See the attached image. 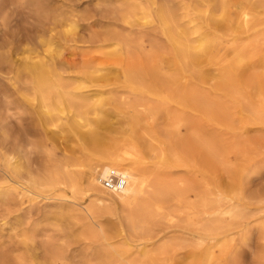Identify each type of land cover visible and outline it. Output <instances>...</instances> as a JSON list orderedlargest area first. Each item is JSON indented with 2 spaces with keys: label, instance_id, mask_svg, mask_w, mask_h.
<instances>
[{
  "label": "bare ground",
  "instance_id": "6f19581e",
  "mask_svg": "<svg viewBox=\"0 0 264 264\" xmlns=\"http://www.w3.org/2000/svg\"><path fill=\"white\" fill-rule=\"evenodd\" d=\"M203 1L206 10L179 4L183 12L178 14L172 0L154 8L142 0H125L123 21L134 28L145 24L152 28L157 21L171 45L166 60L162 54L144 74L124 65L123 55L132 42L117 34L98 42L112 49L104 53L106 62L97 63L86 54L80 55L86 58L83 61L66 59L57 50L60 46L46 54L18 49L10 59L0 55V73L2 64L10 63L15 79L26 84L36 126L46 136V157L35 166L25 145H10L9 133L0 122L4 141H0V198L9 207L42 201L54 206L48 216L65 239L61 245L39 246L34 232L19 229L21 215H11L5 224L15 232L8 238L18 240L8 252L17 256L0 264H76L65 244L77 235H88L95 243L101 239L86 264H227L238 238L246 240L253 231L264 248V198L251 199L240 184L251 158L238 151L230 160L229 148H217L215 130L232 128L220 121L228 103L220 104L213 90L193 88L194 77L187 74L203 63L217 66L215 87L233 97L231 108L244 120L250 97L264 99V0ZM144 43L141 39L137 44ZM163 60L169 65L166 75ZM250 72L255 77L246 78ZM203 81L205 86L209 82ZM113 83L127 89L135 101L122 106L118 88L105 89ZM261 107L254 106L257 117L249 115L245 126L264 125ZM161 115L168 122L163 130L154 123ZM91 116L96 117L94 123ZM114 117L126 126L115 127ZM63 133L73 134L96 154L86 157L91 149L84 147V158L77 162H55L49 147ZM253 150L248 149V154L261 151ZM111 170L126 179L120 191L101 185ZM81 197L88 204L83 206ZM98 214L111 219L104 222Z\"/></svg>",
  "mask_w": 264,
  "mask_h": 264
},
{
  "label": "rangeland",
  "instance_id": "374dc122",
  "mask_svg": "<svg viewBox=\"0 0 264 264\" xmlns=\"http://www.w3.org/2000/svg\"><path fill=\"white\" fill-rule=\"evenodd\" d=\"M142 1L145 3V6L150 8H154L155 5H160L163 3V0ZM172 1L173 5H175L174 10H176L178 14H181L183 12L179 4L185 5L186 7H188V9L191 10L195 8L200 10L207 9V4L203 0ZM230 1L232 2V0ZM124 3L125 0H0V55L3 58L10 59V57L12 58V56L14 55V51L18 49L37 50L41 54H46V50L57 49L60 46L57 50L61 49L62 57L66 59H73L75 62H79L80 55L86 54L87 59H91L92 57V59L97 60V63L106 62L107 60L109 61V59L104 53L112 49L101 47V42H98L109 37L112 34H117L124 38L127 37L126 39L132 42L123 55V59L125 62L124 65L126 64L125 66H129L136 72L144 74L145 71L154 63V60L155 63H157V58H159L162 54V57L164 56V60H166L165 58L168 57L166 55H170L172 51L170 49L171 45L167 38L161 33L157 21L152 24L153 26L156 25L157 28H155L156 26L151 28V24L136 26L134 28L132 24H128L127 22L123 21L122 10L126 8V5H123ZM140 23L143 25L145 21H141ZM50 28H52V32L50 33V35H48V29ZM128 37H130V39ZM141 39L145 42L144 46L142 47L137 44ZM157 45L160 49H162V51L158 49ZM42 50H44L45 52ZM155 51L158 55L155 53ZM82 58L86 59L85 57ZM82 58L80 59V61H83ZM164 60L161 63V66L163 65L165 67L164 68L162 66V68H164L163 72L166 75V73H169L170 70H168L169 65L167 66V63ZM2 65L3 69L5 70L3 72L2 69L1 72L3 74L0 73V122L5 128L6 132L9 133L8 135L10 145L14 144L15 142H20L25 145L26 150L29 152L30 158L32 160H38L37 162L35 161V166H40V163L44 160L43 158L46 157V147L43 145L46 136H44V133L42 134L40 131H38V122H35L37 121L35 109L32 102H30L31 97L26 90V84L19 83L18 80L15 79V77L13 76V69L12 67H10V63L6 62V64L3 63ZM214 67L215 66L203 63L197 68H190L187 74L194 77L192 85L193 88L202 89L205 91L213 90L211 92L220 104L225 103L227 105L228 103L224 110L220 112L221 119H219L220 121L222 120L224 122L223 123L221 121L223 124L231 126L232 128L230 130L228 129V132L226 131L227 128H225V126H221L220 128L222 130L218 129L219 132L218 130H215V139L218 140H215V142H218V144L216 142L217 148H221L222 145V147L229 148L228 151H232V153L230 152L232 155H228L230 160H235V154H237L238 151L241 153L242 157L244 153H247L246 155H248V158H251V160L249 162L250 165H248V169L245 171V174L241 175V187L247 193V196L250 195L252 197L251 199L253 200H256L257 197L258 199L261 197L264 198V125L257 124L256 126V124H250V126L248 125L250 129H248V132H246V128L248 127L245 126L243 122L244 120L246 121L247 119H249V115L250 117L253 115V118L257 117L254 111L257 110L256 108L261 107L259 105L257 107L258 103H261V105L263 103V107H261L263 109L261 111V116L264 114V99L262 100V102H258L256 98L248 96L251 98L252 104L250 106H252V108H250V106L246 103V115L244 117V120L243 118H239V116L235 114V108L232 110L233 106L231 105L230 100H232L233 97L230 94L219 91L215 87L218 78L215 77L217 74V66L215 68ZM209 71L212 72V75L209 74ZM252 73H248L249 77L247 75L246 78L255 77L254 73ZM210 75L212 76V79ZM204 76L205 78H203ZM204 79L209 80V82L207 81L208 84L206 86V81H203ZM198 80H200L201 83ZM118 84L113 83L109 86H106L108 88L105 87V89L118 88V101L124 107V104L128 103V101L134 102L135 99L133 96H130L128 94V90L122 87L119 88ZM112 85L114 87H112ZM234 88L235 86L233 85L231 90L234 91ZM253 102H256L257 104L254 105ZM254 106H256V108H254ZM233 111L234 116L232 115ZM61 115H63V113ZM262 117L264 118V116ZM90 119L92 123H94L96 117L91 116ZM111 121L115 127L126 126L125 123H119V121L115 117L111 118ZM230 121H232L233 124ZM154 123L161 130L165 129L168 124L167 120L162 115L159 117L157 116V119ZM237 125L239 126L237 127ZM51 129L54 128L51 127ZM249 131L251 134H249ZM247 135H249L250 137H248ZM222 137H224L225 139ZM247 137L250 138L251 141L250 139H247ZM233 138L234 140L236 139V141H234ZM1 140V143H3V139ZM105 141H107V139H105ZM248 144L249 146H246ZM259 144H263L259 146L262 147L261 149H259L258 147ZM50 146L51 147H49V150L51 151V153H53L52 155L55 162H60L61 164L77 162L78 159H81V157L86 153L84 152V150L87 151L86 148H88L86 147V145L84 146V143L76 136L68 133L61 134L56 142ZM84 147L86 148L83 150ZM89 148L91 149V151L85 154L86 157L94 156V154H96L97 152L96 149H93V151L95 150V152H93L92 148ZM89 148L88 150H90ZM248 149H251V152L252 149H254L253 152L261 150L262 154L261 151H258L255 154L251 153L250 155H253L254 157L253 161V157H250V155L248 154L250 153ZM249 166L252 167L250 168ZM229 171L231 172L232 170L229 169ZM221 173L225 175L224 171H221ZM1 174L2 173L0 171V175ZM230 174L232 175L230 176ZM2 176L3 175L0 176V185L3 181ZM229 176L231 177V179L233 178V171L229 173ZM81 199L82 200H79V202L83 204V206L88 204V201L86 199H83V197H81ZM54 209V206L46 204L43 201L35 202L32 204L27 202L21 208H19L18 206L9 207L0 198V262L6 258L13 260L14 257L17 256V253L14 254L8 252L9 246L13 245L15 241L18 240V238H8V235L10 233L15 232L10 231L8 229V225L5 224L9 220V217H11V215H21L22 227H19V229L25 228L30 232H34V241L39 246H52L54 244L61 245L65 241L64 233L62 232L61 228L56 229L54 227V218L48 216V214ZM98 215L104 222L111 219L109 216L108 219H106L107 216H104V214ZM108 233H110V230H108ZM110 234H112V232ZM246 237V240H243V237L238 238L236 244L237 246L235 247L236 249H234L235 251H232V256L230 254L228 255L229 258L227 260V264H264L262 262L264 261L262 260L264 259V248L261 247L260 243L262 242L259 240L257 232H250ZM98 241L101 242V239L98 238ZM98 241L96 240L95 243L93 239H91L88 235H77V237H71L70 239H68L65 245L67 250H69L68 252L75 257L74 261H76V264H86V261L91 257L90 253L94 252L100 247V243L98 244Z\"/></svg>",
  "mask_w": 264,
  "mask_h": 264
},
{
  "label": "built area",
  "instance_id": "2783aa9c",
  "mask_svg": "<svg viewBox=\"0 0 264 264\" xmlns=\"http://www.w3.org/2000/svg\"><path fill=\"white\" fill-rule=\"evenodd\" d=\"M103 188L112 191H120L126 186L125 177L116 170H111L106 177L101 179Z\"/></svg>",
  "mask_w": 264,
  "mask_h": 264
}]
</instances>
